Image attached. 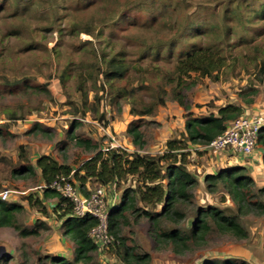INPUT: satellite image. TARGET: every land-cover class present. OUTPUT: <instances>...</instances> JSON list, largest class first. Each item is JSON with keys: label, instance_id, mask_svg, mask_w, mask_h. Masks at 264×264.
Listing matches in <instances>:
<instances>
[{"label": "rangeland", "instance_id": "1", "mask_svg": "<svg viewBox=\"0 0 264 264\" xmlns=\"http://www.w3.org/2000/svg\"><path fill=\"white\" fill-rule=\"evenodd\" d=\"M14 1L3 4L0 0V193L9 190V203L23 206L18 216L20 228L37 230L38 234L25 237L14 228H0V264H54L52 257L85 264L75 261L76 245L66 235L55 211L58 200L44 197L46 184L36 166L40 156L52 155L77 169L93 155L68 137L73 121L81 122L78 136L93 140L103 149L111 147L112 140L96 124L112 126L123 150L131 146L129 153L157 155L166 151L167 141L181 139L185 133L187 112L173 100L178 91L188 95L194 115L202 116L217 111L221 105L241 101L239 92L255 87L259 94L255 106L249 105L250 113L264 114V81H260L264 75L259 72L264 63V0H91L88 6V0H33L19 7ZM133 3L145 8L154 4L156 9L126 10L121 19H116ZM228 7H237L240 14L239 22L229 21L233 27L229 37L225 28L218 34L199 32L189 41L186 36L179 37L172 59L152 56L138 60L151 45L178 38L188 23L224 26ZM146 22L151 24L147 26ZM188 43L196 47L230 45L231 67L215 78L193 73L180 82L175 72L177 55ZM116 55L132 68L124 79L109 83L105 80L106 63ZM161 100L164 105L159 104ZM151 107L152 114H143ZM132 126H139L144 133V149L127 134ZM197 146L190 145L187 166L199 182L194 201L180 207L186 214L182 223L176 226L165 221V229L178 227L188 232L197 210L216 207L226 215L237 216L250 238L238 240L212 234L208 245L176 255L157 244L147 218L128 214L127 222L121 226V237L140 255L150 254V264H202L214 256L228 254L231 247L238 245L262 253L264 216L239 215L227 191L222 186L212 190L205 180L208 175L237 165L246 168L255 189H261L264 167L260 154L257 156L255 151L238 157L228 156L227 151L223 160V155H212ZM22 165L34 166V173L18 175L15 171ZM134 184L129 177L118 187H107L109 208L119 203L125 189ZM99 186L89 180L86 190ZM256 200L264 202V196ZM91 264L124 262L110 248L96 250Z\"/></svg>", "mask_w": 264, "mask_h": 264}, {"label": "trees", "instance_id": "2", "mask_svg": "<svg viewBox=\"0 0 264 264\" xmlns=\"http://www.w3.org/2000/svg\"><path fill=\"white\" fill-rule=\"evenodd\" d=\"M6 1L8 0H2L3 4ZM32 1L15 0L14 3L19 7L21 4L27 6ZM90 1L84 3L85 6L91 4ZM126 8L116 19H121L126 10H143L142 8L145 7L140 3H133ZM145 9L149 12H155L156 6L151 4ZM232 20L240 21L237 7L226 9L223 17L224 26L216 23L203 24L200 21L188 23L178 38L174 36L163 42L160 41L159 45H151L144 53L140 54L138 60L152 56L158 60L172 59L175 56L176 47L179 46V37L186 36L187 41H189L192 39L191 37H196L199 32L218 34L225 29L226 35L229 37L228 35L233 29L229 21ZM150 24V22L145 23L147 26ZM85 32L91 34L88 29ZM230 56H232L230 45L228 47L221 44L214 47L212 45L196 47L188 43L185 49L178 52L175 72L180 82L181 78L190 77L193 73L202 77L215 78L222 70L231 67ZM106 65L105 80L109 83L124 79L132 68L122 57L120 58V55L111 57ZM259 72L264 75V63ZM260 81L263 82L264 77H261ZM258 94V89L250 87L240 91L238 97L245 106H249L255 103ZM173 100L178 102L187 112L185 115V133L181 139L167 141L166 151L162 154H142L139 151L129 153L121 148L110 147L103 149L93 140L83 139L76 134L81 122L75 120L71 124L68 137L74 140L77 146L86 149L93 155L86 158L77 169L60 162L51 155L40 156L36 163L46 185L62 178L71 182L77 180L80 183L81 192L85 195L90 193V190H86L89 180H94L100 186L118 187L121 182L126 181L129 177L134 179L135 184L125 189L123 196H120L119 200L121 201L111 208L109 220V230L116 240L111 249L124 264H150L151 261L150 254L140 255L136 252L135 247L129 246L121 237V226L127 222L128 214L147 218L151 223L152 233L157 244L170 248L176 255H185L193 248L208 245L212 234L230 235L238 240L250 238L249 231L238 221L237 216L226 215L223 210L216 207L197 210V217L188 232H184L178 227L170 230L165 229V221L176 226L182 223L186 219V214L181 211L180 207L192 204L194 201V190L199 182L187 167L190 145L209 144L227 129L230 122L245 113L243 106L230 103L217 108L216 112L196 116L192 112L188 95L178 91ZM159 104L164 105L165 101L161 100ZM153 112L154 109L151 107L143 114L148 115ZM37 128L45 131L40 126ZM108 128L113 134L112 126ZM127 134L141 149L145 148V135L139 126L128 128ZM257 144L263 149L264 162V128L259 132ZM34 171V166L22 165L15 172L19 175L31 174ZM205 180L212 190L222 186L227 191L231 199L237 204L239 215L264 216V202L256 200L257 197L264 196V187L255 189L254 179L248 174L246 168L235 166L223 169L208 175ZM75 183L77 184V182ZM43 189L46 199L53 197L58 200L55 211L60 215L62 228L66 235L72 237L76 245L75 261L91 264L93 253L98 250V247L92 242L89 234L97 226L98 220L89 215L75 216L73 204L67 198L51 188L44 187ZM29 200L33 202V197H29ZM22 212L23 206L0 200V228H14L25 237L38 234L37 230L26 231L20 228L18 216ZM262 252L264 257V242ZM52 261L54 264H72L66 259L53 257ZM202 264L250 263L244 259L225 258L222 260L207 259Z\"/></svg>", "mask_w": 264, "mask_h": 264}, {"label": "built area", "instance_id": "3", "mask_svg": "<svg viewBox=\"0 0 264 264\" xmlns=\"http://www.w3.org/2000/svg\"><path fill=\"white\" fill-rule=\"evenodd\" d=\"M96 125L100 131L112 140L110 148L123 149L108 127L101 124ZM262 128H264V114L244 113L243 116L230 122L227 129L209 144L198 145L197 148L205 149L212 155L234 151L244 156H250L258 147V136ZM45 187L56 190L67 198L73 204L75 216L84 217L89 215L96 218L98 224L91 230L89 236L98 249L110 250L116 240L109 230L111 208H109L107 187L99 186L93 191L90 190L89 195H85L78 188L75 181L71 182L65 178ZM9 194V190H4L0 193V200L8 202Z\"/></svg>", "mask_w": 264, "mask_h": 264}, {"label": "crops", "instance_id": "4", "mask_svg": "<svg viewBox=\"0 0 264 264\" xmlns=\"http://www.w3.org/2000/svg\"><path fill=\"white\" fill-rule=\"evenodd\" d=\"M233 104L243 106L245 108V113H250L251 110H252L249 106H245L242 103V101H236V103H233ZM255 104L256 103H254L252 107H254ZM224 105H226V104H224ZM224 105H221V106H224ZM128 148L131 149L132 147L131 146H128ZM129 149H126V150L129 152ZM256 151H257V154H258L257 156H259V154H260V156H261V163L263 164V167H264L263 155H262L263 149L260 146H258L257 149H256ZM228 152H230V154L228 156H232V154L233 155L236 154L237 156L239 155L238 157H244V155L238 154V153H236L234 151H228ZM225 153H227V152L220 153L217 156L223 155ZM257 156L255 158H257ZM223 157H224L223 160H226L224 155H223ZM54 158H56V157H54ZM254 160L258 162V159H254ZM263 174H264V171H263ZM254 251H252L250 247H247L245 245H238V246H235V247L234 246L231 247V250H229L228 254L227 253L226 254L224 253V254H221V256H214V258L215 259H218V260H222V259H225V258H241V259L246 260L250 264H264L263 252L261 254L260 253L259 254H256V253H254Z\"/></svg>", "mask_w": 264, "mask_h": 264}]
</instances>
